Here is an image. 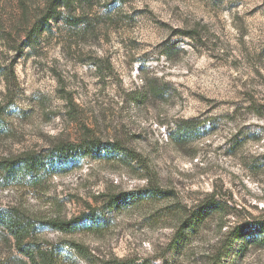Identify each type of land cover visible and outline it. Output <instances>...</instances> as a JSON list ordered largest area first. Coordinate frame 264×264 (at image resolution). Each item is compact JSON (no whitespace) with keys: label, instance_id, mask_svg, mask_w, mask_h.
<instances>
[{"label":"rangeland","instance_id":"rangeland-1","mask_svg":"<svg viewBox=\"0 0 264 264\" xmlns=\"http://www.w3.org/2000/svg\"><path fill=\"white\" fill-rule=\"evenodd\" d=\"M58 1L0 0V162L91 141L129 155L35 183L1 172L0 208L36 221L55 264H264V247L230 240L264 218V0H69L33 34ZM149 183L170 195L107 207ZM212 195L221 208L174 249L176 213ZM90 212L100 227L39 224ZM0 264L29 261L4 242Z\"/></svg>","mask_w":264,"mask_h":264},{"label":"trees","instance_id":"trees-1","mask_svg":"<svg viewBox=\"0 0 264 264\" xmlns=\"http://www.w3.org/2000/svg\"><path fill=\"white\" fill-rule=\"evenodd\" d=\"M55 2L49 10L44 20L38 21V24L32 29L33 34L43 31L49 26L51 20H57V8L62 3H69V0ZM75 23V22H74ZM177 132L183 141L189 137L191 130H185L181 124H177ZM188 136V137H187ZM175 139V138H174ZM116 152L122 157H128L129 152L115 144L105 145L99 141H91L88 144L63 145L54 149L53 152L45 155H28L19 159H9L0 162V173L4 174L9 180H30L31 183L38 181V176L42 173L51 174L57 172L66 165L77 161V158L83 156H97ZM152 183V182H151ZM170 195L169 192L163 191L157 184H147L142 189L135 192L118 193L108 197L107 207L109 209H119L122 207L140 206L142 203L163 199ZM206 200L197 208L180 215L178 227L175 230L174 249L183 248L184 243L190 236L198 233L199 228L206 218L214 211L221 208L219 202L214 198ZM164 216H171L176 210L165 209ZM73 218L72 220L47 219L40 221L39 224L48 225L60 231L69 232L81 225L89 227H100L102 220L94 212ZM36 221L24 216L15 208H0V243H12L14 248L28 259L29 264H55L56 254L52 251H45L39 243H36L34 233L36 232ZM232 242L240 241L243 247L251 245L253 247H264V218L253 220L239 225L231 232ZM77 246V245H76ZM82 248H80V251ZM111 264H132L127 261H114Z\"/></svg>","mask_w":264,"mask_h":264}]
</instances>
